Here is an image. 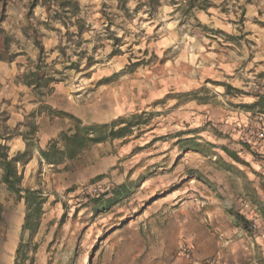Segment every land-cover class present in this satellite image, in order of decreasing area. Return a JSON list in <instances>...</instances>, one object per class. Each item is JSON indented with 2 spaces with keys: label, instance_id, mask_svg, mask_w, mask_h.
<instances>
[{
  "label": "rangeland",
  "instance_id": "rangeland-1",
  "mask_svg": "<svg viewBox=\"0 0 264 264\" xmlns=\"http://www.w3.org/2000/svg\"><path fill=\"white\" fill-rule=\"evenodd\" d=\"M73 1L76 15L56 19L57 0H0L3 144L10 157L32 154L17 170L21 195L36 192L39 205L28 210L0 169V264H92L118 217L134 220L175 190L211 195L215 171H238L239 186L251 162L264 168L238 134L258 117L264 128V0ZM36 68L49 81L27 86ZM78 122L103 141L44 161L39 152L62 150ZM41 131L53 138L39 150ZM117 149L100 173L98 159ZM257 184L264 192L263 176Z\"/></svg>",
  "mask_w": 264,
  "mask_h": 264
},
{
  "label": "crops",
  "instance_id": "crops-1",
  "mask_svg": "<svg viewBox=\"0 0 264 264\" xmlns=\"http://www.w3.org/2000/svg\"><path fill=\"white\" fill-rule=\"evenodd\" d=\"M51 132L38 135L39 150L53 138ZM10 145L24 148L18 139L11 140ZM213 151L212 158L222 157L221 148ZM121 155L118 149L104 154L96 162V169L100 173L109 170ZM250 166L252 170L243 172L246 178L239 186L233 180L242 175L238 171L234 175L215 171L209 177L214 182V195L201 189H195L198 195L186 189L175 190L134 220L123 222L118 217L120 221L104 232L92 264H264V192L257 186L263 173L258 163L251 162ZM193 196L197 199H191ZM240 207L257 211V232H248L238 223L235 214Z\"/></svg>",
  "mask_w": 264,
  "mask_h": 264
},
{
  "label": "trees",
  "instance_id": "trees-1",
  "mask_svg": "<svg viewBox=\"0 0 264 264\" xmlns=\"http://www.w3.org/2000/svg\"><path fill=\"white\" fill-rule=\"evenodd\" d=\"M156 0H149L148 7L153 8L154 2ZM39 0H31V5H37ZM58 7L62 12H55L56 19L60 18L62 14L76 15L78 11V4L73 0H57ZM70 11V12H67ZM81 30V29H80ZM79 30V31H80ZM30 80H27V86H37L39 83H47L49 80L39 74V68H36L33 72L29 74ZM81 123L78 122V126L75 128L72 135L62 133L60 135V142L63 144V149L56 147V142L51 143L47 149L41 150L39 152L40 157L51 165H57L63 163L64 160H71L77 156L82 150L86 149L90 145L98 144L105 138L103 132L94 135L92 129L81 128ZM6 127H0V169L2 170L1 182L7 189L17 196L18 200H24L27 209L36 213L39 210V205L37 203L38 194L36 192L27 191L31 198L21 195L20 184L22 181V176L18 173L17 166L25 165L31 159L32 154L28 151H24L14 157L9 156V148L3 144L7 142L10 138V134L4 133ZM102 129V128H99ZM113 136V133L110 134ZM117 136V135H116ZM32 208V210H31ZM236 220L239 224H243V219L235 214ZM19 253V249L17 251Z\"/></svg>",
  "mask_w": 264,
  "mask_h": 264
},
{
  "label": "built area",
  "instance_id": "built-area-1",
  "mask_svg": "<svg viewBox=\"0 0 264 264\" xmlns=\"http://www.w3.org/2000/svg\"><path fill=\"white\" fill-rule=\"evenodd\" d=\"M257 121L258 126L255 128L243 126L238 129V134L241 143L249 146L255 154L260 156L264 165V128L259 125L262 118L258 117ZM262 173L264 179V168H262ZM237 214L243 219L244 225H242L248 232H257L259 229L258 216L253 210L246 211L243 207H240Z\"/></svg>",
  "mask_w": 264,
  "mask_h": 264
}]
</instances>
